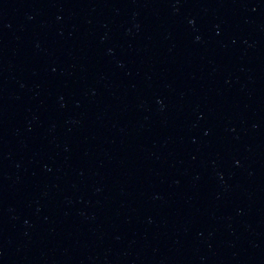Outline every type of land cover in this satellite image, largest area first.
<instances>
[{"label":"water","instance_id":"95a60500","mask_svg":"<svg viewBox=\"0 0 264 264\" xmlns=\"http://www.w3.org/2000/svg\"><path fill=\"white\" fill-rule=\"evenodd\" d=\"M0 264H264V0H0Z\"/></svg>","mask_w":264,"mask_h":264}]
</instances>
